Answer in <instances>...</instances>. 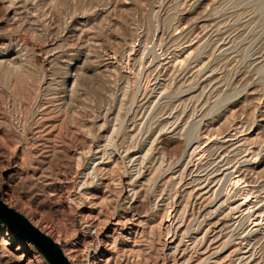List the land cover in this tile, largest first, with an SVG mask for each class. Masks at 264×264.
Masks as SVG:
<instances>
[{"label": "rangeland", "instance_id": "1", "mask_svg": "<svg viewBox=\"0 0 264 264\" xmlns=\"http://www.w3.org/2000/svg\"><path fill=\"white\" fill-rule=\"evenodd\" d=\"M0 199L71 264H264V0H0Z\"/></svg>", "mask_w": 264, "mask_h": 264}, {"label": "water", "instance_id": "2", "mask_svg": "<svg viewBox=\"0 0 264 264\" xmlns=\"http://www.w3.org/2000/svg\"><path fill=\"white\" fill-rule=\"evenodd\" d=\"M0 223L4 224L15 238L31 244L47 264H71L59 242L1 199Z\"/></svg>", "mask_w": 264, "mask_h": 264}, {"label": "bare ground", "instance_id": "3", "mask_svg": "<svg viewBox=\"0 0 264 264\" xmlns=\"http://www.w3.org/2000/svg\"><path fill=\"white\" fill-rule=\"evenodd\" d=\"M245 178V177H244Z\"/></svg>", "mask_w": 264, "mask_h": 264}]
</instances>
